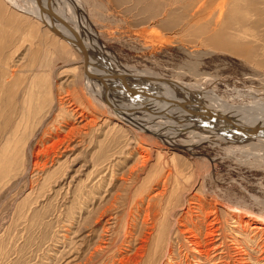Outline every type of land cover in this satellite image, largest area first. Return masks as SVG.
I'll use <instances>...</instances> for the list:
<instances>
[{
	"label": "rangeland",
	"instance_id": "rangeland-1",
	"mask_svg": "<svg viewBox=\"0 0 264 264\" xmlns=\"http://www.w3.org/2000/svg\"><path fill=\"white\" fill-rule=\"evenodd\" d=\"M80 1L101 48L126 69H111L114 78L148 81L172 104L264 115V0ZM25 4L0 0V264H199L182 232L205 229L212 209L229 261L258 254L262 225L234 212L264 214V148L151 146L136 120L114 117L89 91L83 55Z\"/></svg>",
	"mask_w": 264,
	"mask_h": 264
},
{
	"label": "bare ground",
	"instance_id": "bare-ground-1",
	"mask_svg": "<svg viewBox=\"0 0 264 264\" xmlns=\"http://www.w3.org/2000/svg\"><path fill=\"white\" fill-rule=\"evenodd\" d=\"M29 1L30 4H25L23 6L20 5V8H22L25 12L34 15L39 20H42L46 24V26L49 27V29L51 26H55L60 32L64 33L73 41L79 43L88 52L90 61L87 62V67L89 70H87L88 73L86 75V84L89 88V91L93 92V94L97 93L99 96H102V94L104 95L102 99H105L110 104V106L112 105L113 108H116L112 113L114 117L116 115L118 116V112L119 114H121L120 112L123 110L129 116V118L126 114L125 115L127 117L121 116L122 118H124L125 122L128 119L130 121L131 119H133L134 121L136 120L135 122H137L136 124L139 125L137 126L140 127V130L137 128L136 129L145 135L144 137H142L143 135L141 136L139 134L140 132H136V130L134 132L138 137H140L147 143L148 141H150L152 144L151 146H153V144L157 142L156 139H158L167 147L177 148V146H179L182 150H187L188 152L194 153V149H196L200 144L205 142L219 144L218 140L220 139L222 140V142L224 141L227 143H244V146L240 144L241 148L248 147V149H253L255 152H258L257 150L259 148H264V115L253 118L251 117L252 114L251 116H246L243 115L245 113L242 112L240 114H232V116L229 113L228 116L225 104H220L219 106L216 105L217 107L214 106L215 104H212V107L206 106V108L203 106L199 107V103H197L198 101L195 102L190 100L187 102L180 99L174 101L172 104L167 100L165 93L160 92L159 90H154L156 88L153 87V89L150 85L151 83L149 84L148 81H143V83L137 84L135 80L127 82V77L125 80H122L124 78H114L112 76V74L114 73L111 71V69L115 71V67L117 68V66H120L121 68H123L124 66L120 64L118 65V59L107 53L105 48H101L93 29L88 25L87 16L84 10L81 8L82 3L80 0H41L40 4L44 8V10L50 11L51 8L54 9V12L57 16V18H55L54 20H52L51 17L48 16V14L44 13L41 10L36 0ZM68 44L71 45L69 42ZM71 47L74 48L78 53H80L78 49H76L72 45ZM124 69L125 68H123V70ZM93 73L95 74V76ZM123 73H125V71ZM97 78L101 83L97 81ZM156 79L158 80V78ZM155 80L153 81L155 82ZM177 87H179V89L183 91H185L184 88H186L184 84ZM152 89L155 93L152 91ZM150 91L152 94L149 93ZM175 92L176 90L174 91V93ZM112 95L114 96V98L112 97ZM189 102H192V106ZM63 103H65L64 100ZM185 104L189 105L187 106ZM79 117L81 118V121H83V119L85 118L84 114H81ZM119 117L120 116H118L117 118ZM75 129L77 128L72 127L71 131L69 130L70 132L65 135L63 139H58V142H53V145L50 146L52 151L56 152L57 150H59L61 144L65 145V143H68L67 141L70 138L69 134ZM134 129L135 128H133V130ZM238 147H236V149ZM51 149L48 148V150ZM248 149L245 150L249 153L251 150L248 151ZM144 150L148 152L146 148ZM253 150L252 153H255ZM44 151L46 150L44 149ZM147 156L148 157L143 156L144 158L140 160V163H147L150 158L149 154H147ZM249 156L251 157V155ZM246 158H248L249 160V157ZM254 158L256 161L257 157L254 156ZM210 164H208L207 166H209ZM191 203H193V201H191ZM199 205L202 206V204L200 203ZM210 212L212 213V216L208 217L206 215L208 218L202 221L203 223H205V229H202L200 225H193L192 228L188 226L183 232L180 228L178 229L184 234H189L185 237L187 238V240H185L188 241L187 243H190L192 245V250L200 255L198 259L199 264H205L206 262H211V264H231V261L239 264H251V259L259 261L260 264V262L264 261V237L262 235H260V238H258L257 240V245H261L259 246L260 248H258V254L254 255L253 251L252 253H247L248 251L243 252L244 250H242L241 252L239 251L236 256L232 257L231 255V261H229L227 256L228 249L226 248V244L224 242L217 244V241L222 239L223 228L222 226H219L221 225V222L219 221L218 213L213 209ZM234 216L238 219L239 222H245L249 220L259 221L258 223L255 222L254 224H260L262 226L254 225L253 228H258L261 230L264 229V214H259V217L256 218V216L252 215L251 213H245L243 211L237 210V212H234ZM176 224H179L178 220H176ZM257 233H259V231ZM257 233H255L254 235H256ZM211 251H216L217 253L215 252L216 254L212 255ZM141 257H143V255H141Z\"/></svg>",
	"mask_w": 264,
	"mask_h": 264
},
{
	"label": "water",
	"instance_id": "water-1",
	"mask_svg": "<svg viewBox=\"0 0 264 264\" xmlns=\"http://www.w3.org/2000/svg\"><path fill=\"white\" fill-rule=\"evenodd\" d=\"M40 1L41 0H36V2L38 3L39 7L41 8V10L44 13L48 14V16L51 17L52 20H54L55 18H57L56 13L54 12V9L51 8L50 11L44 10V8L40 4ZM50 29L55 34H57L58 36H60V37L64 38L65 40H67L73 47H75L76 49H78V51L84 56L85 63H86V66H87V62L90 61L88 52L79 43L73 41L71 38H69L68 36H66L64 33L60 32L55 26H51ZM86 68H88V67H86ZM94 76H95V74H94ZM198 114H199V112H198Z\"/></svg>",
	"mask_w": 264,
	"mask_h": 264
}]
</instances>
